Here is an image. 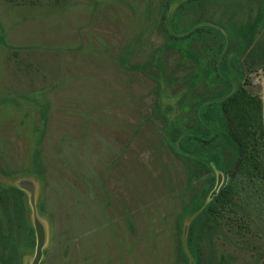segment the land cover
<instances>
[{
    "label": "rangeland",
    "instance_id": "obj_1",
    "mask_svg": "<svg viewBox=\"0 0 264 264\" xmlns=\"http://www.w3.org/2000/svg\"><path fill=\"white\" fill-rule=\"evenodd\" d=\"M171 1L0 0V177L11 172L3 181L34 199L30 220L45 232L40 264H183L179 216L196 188L155 109L159 91L172 98L189 84L194 62L179 46L197 39L166 44L196 21L252 24L258 3L204 0L179 14L176 3L170 25ZM262 58L248 88L264 98ZM158 60L162 74L147 67ZM37 149L44 181L26 174ZM222 222L201 264H258L241 211Z\"/></svg>",
    "mask_w": 264,
    "mask_h": 264
},
{
    "label": "trees",
    "instance_id": "obj_2",
    "mask_svg": "<svg viewBox=\"0 0 264 264\" xmlns=\"http://www.w3.org/2000/svg\"><path fill=\"white\" fill-rule=\"evenodd\" d=\"M255 1L258 11L252 24L230 19L229 26L223 28L196 21L190 29L172 33L166 44L170 47L175 38L184 42L197 39H192L195 44H190V48L179 46L184 57L194 62L192 79L172 98L159 91L155 109L162 121L164 141L183 163L188 186L196 188L179 216L183 264H201L205 241L221 234L222 220L238 210L243 219L242 236L251 235L257 263L264 264V98L248 88L256 56L262 55L264 61V0ZM176 3L179 14L191 9L192 3L194 8L202 5L204 0H172L166 11L167 24L173 25L175 15H170V8ZM154 65L162 74L159 60L147 63L148 68ZM49 109L46 103L41 111L44 122ZM26 174L44 181L40 150H36ZM220 175L224 182L215 193ZM2 177L0 264H24L25 254L33 253L37 246L35 225L30 220L33 207L26 191L4 182ZM205 177L207 180L203 181ZM219 264L230 263L222 259Z\"/></svg>",
    "mask_w": 264,
    "mask_h": 264
},
{
    "label": "water",
    "instance_id": "obj_3",
    "mask_svg": "<svg viewBox=\"0 0 264 264\" xmlns=\"http://www.w3.org/2000/svg\"><path fill=\"white\" fill-rule=\"evenodd\" d=\"M220 178L221 177H219V180L217 182L215 193H217V191L219 190V188L222 185ZM21 189H23V188H21ZM23 190L26 191L25 189H23ZM31 205L34 209V199L33 198L31 199ZM34 225H35L36 236H37V246H36L35 258H34L32 264H40L42 257H43V249H44V245H45V232H44L42 224H40L39 222L34 223ZM186 233H187V227L185 229V236H186Z\"/></svg>",
    "mask_w": 264,
    "mask_h": 264
}]
</instances>
